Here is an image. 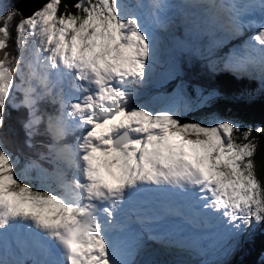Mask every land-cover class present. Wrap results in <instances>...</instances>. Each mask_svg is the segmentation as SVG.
Wrapping results in <instances>:
<instances>
[{
	"label": "snow or ice",
	"instance_id": "obj_1",
	"mask_svg": "<svg viewBox=\"0 0 264 264\" xmlns=\"http://www.w3.org/2000/svg\"><path fill=\"white\" fill-rule=\"evenodd\" d=\"M177 19L214 37L197 49L212 72L214 49L255 29L222 67L264 90V0H46L26 16L0 0V264H137L145 239L203 251L209 228L227 255L264 225V127L184 119L215 91L136 103L159 62L156 29Z\"/></svg>",
	"mask_w": 264,
	"mask_h": 264
},
{
	"label": "trees",
	"instance_id": "obj_2",
	"mask_svg": "<svg viewBox=\"0 0 264 264\" xmlns=\"http://www.w3.org/2000/svg\"><path fill=\"white\" fill-rule=\"evenodd\" d=\"M64 3L67 2L64 0ZM72 4L74 3L71 2L69 5L71 6ZM63 10L64 7L62 4L60 11ZM70 10L73 12L75 11L74 8H70ZM17 19H19V17H17ZM179 31L180 29L176 28L175 34L180 37ZM13 36H15L14 31ZM211 37L212 36L204 34L198 38H193L190 44H188L189 46L179 51L176 59L177 62L174 60L170 65L171 68L173 65L178 66L179 74L172 75L171 79L173 80L170 81L167 86L163 85L162 87L166 93H171L174 88L181 87L186 91V96L192 99L196 98L198 91L204 96H207L212 91L219 93L218 96L208 101V103L198 109L197 112L189 114L184 117V119H199L205 123H209L211 122V118L215 115L220 118L241 122L245 127H264V90L261 89L260 83L256 80H250L247 77L238 79L231 72L223 69L222 59L226 56L225 47L222 49L217 47L213 51V56L216 55L219 50L221 54L224 55L221 57V60L215 59L216 57L214 56L215 58L213 59L221 61V63L218 64L219 70L215 72L209 71L206 66L207 60L197 53V49L206 52L207 47L211 44ZM190 45H192V47ZM9 51L15 53L14 42H10ZM249 93L254 96V99L251 101L247 99ZM16 115L15 112L12 113V118L9 123L12 128L19 132V124L16 121ZM253 135L255 136L256 134L253 133ZM9 139H12L11 135ZM257 143L258 148L255 156L256 174L261 183H264V134L257 138ZM9 147L10 150H15L11 144ZM243 246L245 252L242 255L241 261L237 264H264L258 262V259L264 255V225H260L255 232L251 234L250 238L243 242ZM171 263L174 264L173 260H171Z\"/></svg>",
	"mask_w": 264,
	"mask_h": 264
},
{
	"label": "rangeland",
	"instance_id": "obj_3",
	"mask_svg": "<svg viewBox=\"0 0 264 264\" xmlns=\"http://www.w3.org/2000/svg\"><path fill=\"white\" fill-rule=\"evenodd\" d=\"M27 1L32 2V3H30V2L29 3L34 5V2L31 0H26V1L25 0H19L20 4L23 5L24 7L28 6L29 3ZM45 2H46V0L44 1V3ZM71 2L75 3L76 0H68L67 1L68 4H70ZM40 5H41V3L39 4V6ZM31 11H32V9L30 11H27L28 13L25 12V14L27 13V15H29L31 13ZM180 24H182V23L179 21V19H177V21L174 23V25H170L168 29H163V28H157L156 29V34L159 37V49H160L159 57H158L159 62L155 66L153 81L146 89L153 88L156 90V89H158L160 84L167 86L168 83L173 80V79H171L172 75H170V71H171L170 65H171V63H173L174 60L177 62L176 59L178 57L179 51L182 48L185 49L186 46H189L188 44H190V41L192 40L191 38H185L187 36L183 35L184 32L182 29L179 31L181 38L178 35H172L171 34L174 31V29L176 30L177 26H180ZM254 31H255V29H252V30L246 32L245 35L248 34V36H250L254 33ZM170 37H172V38H170ZM190 46L192 47V45H190ZM221 46H223V45H221ZM214 56L216 57V58L214 57L215 59L221 60V57L224 55L221 54V51L219 50V52L216 53V55H214ZM178 89H181V91L186 95V91L181 87L174 88L173 92L167 93V96H165L164 94H161L164 92V90H159L160 94H158L157 96H155L154 94L145 96L144 98H142L145 100L142 102H139L137 104L138 105H149L150 104L151 106L156 107V108L161 107L162 104L166 101V99L176 98L175 96H176ZM157 92H158V90H157ZM142 95L143 94H141L140 96H142ZM156 97H158V98L153 100V98H156ZM255 230L252 233H254ZM206 236L208 238L205 240H207L208 242L203 245V251H191L190 252V250L185 251V250L180 249L181 252H179V249L173 248V251H170V250L167 251V253H169V254H167V253L165 254L162 251V249L159 253H156L154 251H150V249H147L150 247H147L148 245H146V242L148 240L145 239L144 240V248L135 257V260L137 261V264H144V262H146V261H153V262H155V264H168V263H171V260H173L174 264H237L238 262L241 261L242 255L245 252L243 242L247 241L251 235L241 238V242H240L239 247L234 252L227 254V255L223 254L222 251L217 250V248H214L212 246L213 241L211 243H209L210 237L207 234H206ZM134 237H136L135 234L130 235L129 241L133 240ZM230 243H231V241H229V244ZM159 245H161V244H159ZM158 247H165V246H158ZM183 255H184V257H182ZM164 257H169V258L165 259ZM258 260H259L258 262L264 263V255H262V257Z\"/></svg>",
	"mask_w": 264,
	"mask_h": 264
},
{
	"label": "bare ground",
	"instance_id": "obj_4",
	"mask_svg": "<svg viewBox=\"0 0 264 264\" xmlns=\"http://www.w3.org/2000/svg\"><path fill=\"white\" fill-rule=\"evenodd\" d=\"M26 1V0H25ZM31 1H33L34 2V5H32V4H30V3H32V2H30V1H27L29 4H28V6L27 7H24L23 5H21L20 4V2H19V0H15V2H16V6L18 7V8H20L22 11H23V13H24V15H27V14H25V12H27V11H30L31 9H32V11H34L35 9H37V8H39L40 6H39V4L41 3H44V1L45 0H31ZM66 2L68 1V0H65ZM68 4V3H67ZM31 11V12H32ZM28 13V12H27ZM183 24V23H182ZM181 25V24H180ZM177 28H179V26H177Z\"/></svg>",
	"mask_w": 264,
	"mask_h": 264
}]
</instances>
